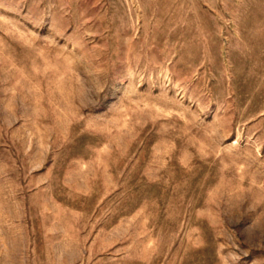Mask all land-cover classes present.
<instances>
[{
  "label": "rangeland",
  "instance_id": "rangeland-1",
  "mask_svg": "<svg viewBox=\"0 0 264 264\" xmlns=\"http://www.w3.org/2000/svg\"><path fill=\"white\" fill-rule=\"evenodd\" d=\"M0 264H264V0H0Z\"/></svg>",
  "mask_w": 264,
  "mask_h": 264
}]
</instances>
